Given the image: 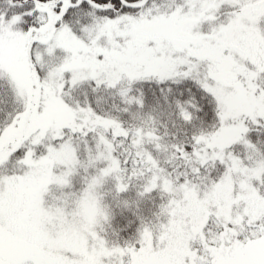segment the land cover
<instances>
[{"label": "snow or ice", "instance_id": "snow-or-ice-1", "mask_svg": "<svg viewBox=\"0 0 264 264\" xmlns=\"http://www.w3.org/2000/svg\"><path fill=\"white\" fill-rule=\"evenodd\" d=\"M0 264H264V0H0Z\"/></svg>", "mask_w": 264, "mask_h": 264}]
</instances>
